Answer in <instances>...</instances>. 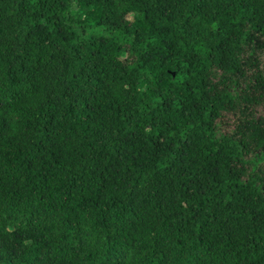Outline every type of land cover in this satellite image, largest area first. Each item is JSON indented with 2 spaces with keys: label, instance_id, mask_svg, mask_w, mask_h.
Segmentation results:
<instances>
[{
  "label": "trees",
  "instance_id": "1",
  "mask_svg": "<svg viewBox=\"0 0 264 264\" xmlns=\"http://www.w3.org/2000/svg\"><path fill=\"white\" fill-rule=\"evenodd\" d=\"M0 264H264V0H0Z\"/></svg>",
  "mask_w": 264,
  "mask_h": 264
}]
</instances>
